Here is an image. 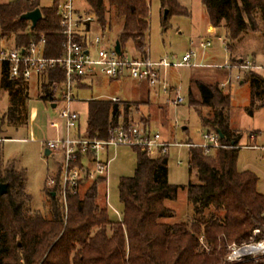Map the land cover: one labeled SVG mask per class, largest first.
<instances>
[{"label": "trees", "instance_id": "trees-1", "mask_svg": "<svg viewBox=\"0 0 264 264\" xmlns=\"http://www.w3.org/2000/svg\"><path fill=\"white\" fill-rule=\"evenodd\" d=\"M60 1L53 0L50 7L42 6L41 1L1 3L0 37L14 36L15 47L26 49L44 35V56L63 58L65 37L58 15ZM159 1L162 10L168 11L163 16L164 28L170 15L185 13L177 0ZM87 2L101 28L108 22L111 10L115 12L121 21L116 41L122 54L126 44L132 42L136 51L147 57L145 39L150 27L151 0ZM202 2L213 29H226V49L231 58L249 31L260 33L264 0ZM36 8L41 10L42 19L32 31L31 23L21 17ZM76 40L87 45L80 36ZM65 82L62 67L42 73L40 100L55 102V95ZM243 83L250 86L247 112L253 116L255 111L264 109V73L248 71ZM196 84L200 106L210 110L208 115L200 114L204 127L208 131L220 130L224 135L223 145L233 148L219 149L216 155L189 149V174H194L196 182L188 185L169 182V152L151 158L134 149L137 152L134 175L121 178L118 185L122 221L113 222L108 206L101 203V198L107 197L106 178L84 180L80 192L68 196L66 212L57 174L54 190H49L46 184L45 193L50 199L46 210L31 208L32 198L26 191L27 172L15 161L4 162L3 144L11 138H2L1 130L4 125L15 129L27 126L28 83L10 78L8 64L0 63V89L9 97V105L0 118V184L7 186L6 193H0V264H229L225 259L232 244L264 241V194L257 190L255 174L237 170L241 137L230 127L231 97L214 86ZM134 106L139 105L100 99L88 101L85 135L107 139L111 125L129 123ZM180 190L186 192L192 218L166 223L164 219L174 214L166 202L176 201Z\"/></svg>", "mask_w": 264, "mask_h": 264}, {"label": "rangeland", "instance_id": "rangeland-1", "mask_svg": "<svg viewBox=\"0 0 264 264\" xmlns=\"http://www.w3.org/2000/svg\"><path fill=\"white\" fill-rule=\"evenodd\" d=\"M8 1L0 0V3ZM52 2L53 0H41V5L50 7ZM177 2L185 13L170 15L167 27L164 28L163 16L167 9L162 10L159 0H151L150 27L145 44L147 56L152 62H158L167 56L170 59L174 57L175 61L180 62L184 55L195 51L196 55L189 64L170 67L163 71L169 89L164 92L161 89L163 84L157 85L158 96L155 97L152 94L151 99L164 103L173 95L172 89L176 88L185 98V104L180 107H171L167 104L164 112H153L155 108L151 107L150 115H147V107L134 106L132 118L151 126L167 142H200L202 135L208 131L204 127L201 115H208L210 110L200 106V94L196 82L218 88L223 94L231 97L230 127L235 135L241 137L237 170L255 174L258 179L257 190L264 194V109L255 111L253 116L247 112L250 105V86L248 83L241 84V82L246 79L248 71L251 70L226 68L229 65L237 66L241 61L242 63L250 61L257 66L264 67V20L259 19L260 33L249 31L236 46L233 58H231L226 49L227 31L222 27L210 33V21L202 0H177ZM76 4L79 2L76 1ZM82 7L87 9L88 15L95 16L88 5L84 4ZM107 19L108 22L111 21L110 30L105 29L108 28V22L101 28L97 23V18L96 21L90 23L92 29L88 33L89 40L93 42L99 37L102 44L106 46H111L117 40L121 31V21L116 18L113 10ZM4 40L0 37L1 45L13 46L14 36L6 39L9 42ZM207 40L211 42V46L206 49L200 48L199 43ZM124 51L130 58L138 56L132 42L126 44ZM92 52L94 53L95 49ZM257 71L264 73L261 70ZM237 76L240 78L237 79ZM94 83L91 89L75 90L79 101H90L97 97H120L128 101L136 98L132 93L133 80L126 78L122 81L111 82L108 78L99 77ZM29 97L30 101L27 105L30 104V107L37 110L38 119L31 128H29V123L25 128L19 129L2 126V138H11L5 142L3 139V159L4 162L15 161L19 167L26 170L28 178L26 191L32 198L31 208L44 212L47 204L50 203L45 193L46 182L55 174L58 160L45 156L43 142L54 138L55 131L48 127L47 122L49 119L57 118V113L50 104L40 100L39 89L29 88ZM8 105L7 92L0 89V118L3 117ZM62 106L63 103L59 105V108ZM81 108L83 111L80 124L85 131L87 109L85 106ZM184 127L187 129L184 130ZM32 136L35 137V141L30 140ZM217 152L212 153L216 155ZM168 158V180L171 184L188 185L190 182H196L194 174L191 176L189 174V149L171 147ZM101 159L109 160L106 177L107 199L101 198V203L108 206L110 220L119 222L122 221L123 212L119 199V181L121 178L134 175L137 152L130 147L110 148L108 153L101 154ZM179 161L182 162L181 165H178ZM166 206L174 212L164 219L166 223L191 220L192 210L187 203L185 191L180 190L177 200L166 202ZM242 264H264V256L253 261H244Z\"/></svg>", "mask_w": 264, "mask_h": 264}, {"label": "built area", "instance_id": "built-area-1", "mask_svg": "<svg viewBox=\"0 0 264 264\" xmlns=\"http://www.w3.org/2000/svg\"><path fill=\"white\" fill-rule=\"evenodd\" d=\"M13 1V0H9ZM32 3L40 0H28ZM76 1L79 4H76ZM88 5L87 0H61L59 4V19L63 43V58H47L44 56V35L38 42H31L26 49H17L15 46L8 47L0 44V63L6 62L9 66V76L12 79H22L30 83L33 78L42 73L62 67L66 73V82L63 85L61 101L63 106H57L55 111L57 118L50 127L56 131V137L43 142L45 150L50 151L49 157L58 160L55 174L48 180L47 188L54 190L57 174L60 175L61 198L67 212V198L69 195H77L84 180L106 178L109 169V160H102L101 154L108 153L110 148L130 147L138 149L147 156L153 158L158 154H166L171 147L197 148L205 155H210L219 149H230L233 146L223 145L216 131H207L202 135L200 142H167L159 132L144 125L140 121L131 119L128 124L120 123L111 125L108 130V138L104 140L88 138L81 129L80 116L73 110L74 81H80L91 76H103L111 80L130 78L135 81L148 82L151 85L163 84L164 92L169 87L162 81V73L170 67H180L190 63L195 57V51H190L182 57L180 62L169 56L158 62L147 59L130 58L126 54L118 55L115 43L111 46L102 44L97 37L88 47L77 42L81 28L96 21V17L88 15L83 5ZM211 46L210 41H201L199 47L206 49ZM93 49L95 52L93 53ZM228 69L238 68L241 70H261L263 66H257L252 62L242 61L237 66H227ZM240 77L237 76V79ZM224 86V85H223ZM119 103V99H112ZM185 104V98L179 89L173 90L169 99V105L179 107ZM182 162L179 161L178 165ZM107 180V178H106ZM107 199V197H106ZM259 231H255V234ZM264 256V241L244 244H232L229 248L226 262L238 264L244 261L257 260Z\"/></svg>", "mask_w": 264, "mask_h": 264}, {"label": "crops", "instance_id": "crops-1", "mask_svg": "<svg viewBox=\"0 0 264 264\" xmlns=\"http://www.w3.org/2000/svg\"><path fill=\"white\" fill-rule=\"evenodd\" d=\"M41 1V0H40ZM9 2V1H8ZM1 4V3H0ZM98 25V24H97ZM92 29V26L90 27V24H88L87 26H85L84 28H81L80 32H79V36L82 38V40H86V43H87V46L90 47L89 45L91 44V40H89V36H88V33L90 32V30ZM105 29H109V28H105ZM110 30V29H109ZM213 27L210 25L209 27V31L210 33L213 31ZM5 42H9V41H6V39L4 40ZM116 42V41H115ZM114 42V43H115ZM13 46H15L13 44ZM8 47H12V46H8ZM136 50V49H135ZM138 53V56L136 57H132V58H135V59H147V60H150L149 57H143L139 52ZM127 55V54H126ZM128 56V55H127ZM151 61V60H150ZM227 68V67H226ZM165 71V70H164ZM99 77H103V76H91V77H87V78H84L80 81H78V83H75L74 84V95H75V102L73 103V110L75 112H77L80 116V123H81V120H82V108L83 106L86 107L87 109V115H88V101H79L77 99V96L75 94V90L76 91H82V90H87V89H91L92 88V85H95L94 81L99 78ZM106 78V77H105ZM126 78H123L121 80H111L109 79L111 82L112 81H122ZM127 79H130V78H127ZM132 80V79H130ZM162 81L164 83L165 82V78L163 76V73H162ZM134 82V86H133V89H132V93L134 94V96L136 98H134L133 100L131 101H128V100H124L120 97H97V98H92V99H100V100H111L116 98V99H119L120 102H130V103H134V104H138L139 107H147V115H150L151 113V107L155 108L153 109V112H156V111H161V112H164L165 111V105L169 104V99L164 102V103H158L156 100H151L152 99V94L153 96H158L157 94V90H156V86L157 85H160V84H155V85H151L149 84L148 82H140V81H135L133 80ZM191 83V82H190ZM241 84H243V82H241ZM168 85V84H167ZM225 86V84H223ZM91 86V87H90ZM34 88L35 90L39 89L40 91V85H39V77H35L33 78V80L28 83V91H29V88ZM162 89V88H161ZM174 89H172L173 91ZM62 91H63V85L59 88V91L58 93L55 95L56 96V101L55 102H47L48 104L51 105V107L55 110V108L57 106H59L60 104H62V101H61V95H62ZM160 91V90H159ZM172 93V92H171ZM8 95V94H7ZM172 97V96H171ZM9 98V97H8ZM91 99V100H92ZM30 101V100H29ZM80 106V107H79ZM28 107V123H29V128L33 127V123L38 119V112L35 108L33 107H30V104L29 106L27 105ZM172 107V106H171ZM180 107V106H179ZM81 108V109H79ZM133 110H134V107L131 109V114H130V118H132V114H133ZM56 112V111H55ZM54 119H49L48 120V127L55 131L53 128L50 127V123L53 121ZM151 128V126H149ZM82 129V128H81ZM153 129V128H151ZM187 129V128H186ZM185 129V130H186ZM83 130V129H82ZM84 131V130H83ZM55 135H54V138L56 137V131L54 132ZM31 141H35V137L32 136L30 138ZM5 141H9V140H5ZM44 148V147H43ZM45 149V148H44ZM49 157V156H48Z\"/></svg>", "mask_w": 264, "mask_h": 264}, {"label": "water", "instance_id": "water-1", "mask_svg": "<svg viewBox=\"0 0 264 264\" xmlns=\"http://www.w3.org/2000/svg\"><path fill=\"white\" fill-rule=\"evenodd\" d=\"M167 13L168 11L165 10L164 17L167 16ZM21 19L25 21H29L31 23V30L33 31L36 28L39 21L42 19V12L39 8H36L35 10L22 15ZM115 50L118 55H122V50L119 41L115 42ZM183 129L185 130L186 127H184ZM216 132L218 133L221 139L224 138V135L220 130H217ZM49 155H50V151L45 150V156L48 157ZM6 191H7V186L4 184H0V193L5 194Z\"/></svg>", "mask_w": 264, "mask_h": 264}]
</instances>
